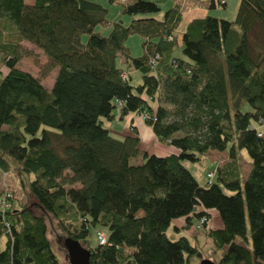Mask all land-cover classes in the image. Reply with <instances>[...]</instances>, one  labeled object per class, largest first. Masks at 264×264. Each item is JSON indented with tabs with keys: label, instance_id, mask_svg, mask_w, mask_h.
<instances>
[{
	"label": "trees",
	"instance_id": "obj_1",
	"mask_svg": "<svg viewBox=\"0 0 264 264\" xmlns=\"http://www.w3.org/2000/svg\"><path fill=\"white\" fill-rule=\"evenodd\" d=\"M120 5L131 19L101 35L93 28L108 22L107 10L96 2L0 0V171H17L31 200L14 205L8 192L0 264H58L44 213L57 220L61 240L89 251V264H184L198 249L165 230L181 217L183 230L193 219L204 218V226L210 209L221 223L205 227L220 251L216 264H264V134L257 130L264 124V0H238L231 19L190 20L178 35L179 55L172 54L178 5L160 18L158 0ZM130 34L142 37L139 56L124 45ZM21 41L45 57L44 74L55 69L49 88L17 65L29 54ZM117 55L139 72L137 84L115 65ZM114 111L141 115L178 152L139 149L134 129L111 136L104 122ZM211 150L226 159L201 185L182 161ZM96 230L105 243L89 247Z\"/></svg>",
	"mask_w": 264,
	"mask_h": 264
},
{
	"label": "rangeland",
	"instance_id": "obj_2",
	"mask_svg": "<svg viewBox=\"0 0 264 264\" xmlns=\"http://www.w3.org/2000/svg\"><path fill=\"white\" fill-rule=\"evenodd\" d=\"M93 2H96L106 8V19L108 22L104 24H97L94 26L93 31L97 32L101 35H107L110 28L112 27V23L120 20L122 24L126 25L131 17H129L126 14L121 13V3L124 2V0H114L113 3H109L108 0H90ZM159 4L161 6V10L167 9L170 5H172L171 0H158ZM162 15V13L159 11L158 13H154L155 16ZM87 38V35L82 33L80 35V41L82 43L85 42ZM177 42L173 47L172 54L173 55H179L180 49H179V36L176 35ZM141 42L142 37L138 34H130L127 36V38L124 40V45L128 48V52L131 56H139L142 53L141 48ZM23 48L28 51L29 54L25 55L23 53L18 61V66L22 70L30 72L32 75L39 77L40 83L46 87L49 88L52 79L55 73V69L49 71L48 73L44 74L43 69L41 66L45 62V57L42 55V53L34 48L33 46L24 43ZM115 65L120 67L123 71H126L129 76L130 80L129 83L134 85L137 84L140 81V74L139 72L130 67L125 65L122 62V57L120 55H117L115 57ZM1 71H4V69L1 68ZM114 114H117L116 111H114ZM140 120L141 115H136ZM108 124L110 127L114 130L109 132V134L115 138H122L123 136L114 133L116 131H122L125 127L126 120H118L117 117H115ZM262 126H258L257 130L261 131ZM264 129V128H262ZM141 145H144L143 143H150L148 138L141 137ZM224 154H218L216 153L215 156L208 154V153H201L197 160L195 161H188L183 160L182 164L189 169L193 177L197 180L199 184H204L206 181V173L208 171L215 170L216 167V158H218V162H222V160L225 158ZM138 159V158H137ZM136 160H131V162H135ZM215 162V163H214ZM248 158L245 154H239L237 158V165H238V171L241 177H244L247 170H248ZM6 189L8 192L10 191L13 199H14V205L17 203H20V205H29L31 202L30 197L27 195V188L23 187L19 176L17 174V171L9 170L6 173H2L0 171V192H3V190ZM11 198V197H10ZM44 216V222L46 225V238L49 241V244L51 246L52 251L56 255L58 259V264H67V255L66 250L63 246V240H61L64 237V234L59 228L58 222L56 219L51 217L48 214H43ZM175 223H178L177 225L181 224L179 228L176 229L173 227V222L171 221L169 225L167 226L165 233L167 237L171 240L176 239L179 235L185 234L190 243L193 244L199 251V257L192 256L189 258L184 264H199L200 259H208L212 263H217L220 251L216 250L212 244V241L210 238H208L205 234L206 228H215L220 224L219 218L215 213L208 214L207 220H205L204 226L199 223V219H193L191 222V225L188 229L183 230L182 220H177ZM198 225V226H197ZM206 227V228H205ZM3 242V235H0V247L2 246ZM87 243L89 247H93L95 245V237L94 234L91 233L87 237Z\"/></svg>",
	"mask_w": 264,
	"mask_h": 264
},
{
	"label": "crops",
	"instance_id": "obj_3",
	"mask_svg": "<svg viewBox=\"0 0 264 264\" xmlns=\"http://www.w3.org/2000/svg\"><path fill=\"white\" fill-rule=\"evenodd\" d=\"M221 0H173L172 1V5H178L179 6V10H180V21L175 29V34L179 35L185 28V25L192 19L194 18H201L204 17L206 14L208 15H212L215 16L217 18H224V19H231L234 15L235 12V8L237 5V1L238 0H222L223 2H220ZM25 3L27 4H31L33 2V0H24ZM160 6V4H159ZM171 6V5H170ZM169 6V7H170ZM161 8V6H160ZM160 12L162 13V10H160ZM157 18H160V14L156 16ZM26 42L21 41L20 44H24ZM28 44V43H27ZM30 45V44H29ZM1 71V69H0ZM1 72H5V71H1ZM117 113V112H116ZM137 114L134 113H128L126 115H124L123 117L119 118L118 114H114L113 118L111 120H113L115 117L118 118V120H126V124L125 127L122 131H116L114 133H117L121 136H124L128 133L131 132L132 129H134V131L136 132V135L139 139L138 142V148L141 150H144L148 153H152L158 156H164V155H169V154H176L178 151L177 149H175L174 147L159 142L156 137L154 136V134L152 133L151 129L149 126H147L146 124L143 123L142 120H140L137 116ZM109 120V121H111ZM109 122L105 121L104 125L105 127L108 129L109 132H111L112 129L110 127V125L108 124ZM261 131L264 134V124L261 125ZM144 138H148L150 143H143L144 145H141V137ZM208 154H211L213 156H215L216 153H222L224 154V156H226L225 152H217V151H208ZM239 154H245V152L243 150H241L239 152ZM218 158H216V167L218 165H221L223 162H225L224 158L222 160V162H218L217 160ZM215 163V162H214ZM209 214L215 213L217 215V213L213 210L210 209L208 210ZM218 217V216H217ZM177 220H182L183 222V218H176L173 219L172 222L174 223L173 226L177 228H179V225H177L178 223H175ZM220 221V220H219ZM221 227V223L216 226L215 228H219Z\"/></svg>",
	"mask_w": 264,
	"mask_h": 264
},
{
	"label": "water",
	"instance_id": "obj_4",
	"mask_svg": "<svg viewBox=\"0 0 264 264\" xmlns=\"http://www.w3.org/2000/svg\"><path fill=\"white\" fill-rule=\"evenodd\" d=\"M63 246L66 250L67 264H89V251L77 241L69 238L63 239ZM199 264H215L208 259H200Z\"/></svg>",
	"mask_w": 264,
	"mask_h": 264
},
{
	"label": "built area",
	"instance_id": "obj_5",
	"mask_svg": "<svg viewBox=\"0 0 264 264\" xmlns=\"http://www.w3.org/2000/svg\"><path fill=\"white\" fill-rule=\"evenodd\" d=\"M220 2L222 3V1H220ZM126 77H127L126 74L122 73L121 78L124 80V79H126ZM211 176H212L211 172H208L206 174V178H208V179L211 178ZM8 197H9L8 191L6 189H4L3 193L0 196V211H1L2 217L4 215V211H6L7 209H9L11 207V203L8 201ZM203 222H204V218H200L199 223L202 225ZM94 237H95V240L98 244L101 245V244L105 243L106 237H105L104 232H102L100 230H96V231H94Z\"/></svg>",
	"mask_w": 264,
	"mask_h": 264
}]
</instances>
